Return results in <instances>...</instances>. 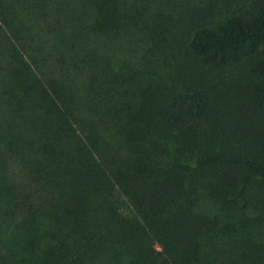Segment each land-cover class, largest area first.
<instances>
[{
    "label": "trees",
    "instance_id": "trees-1",
    "mask_svg": "<svg viewBox=\"0 0 264 264\" xmlns=\"http://www.w3.org/2000/svg\"><path fill=\"white\" fill-rule=\"evenodd\" d=\"M154 2L0 0V261L264 264V0ZM129 28L173 62L130 111ZM104 60L117 69L96 72ZM79 90L128 112L150 138L136 156L110 146ZM173 130L162 162L154 138Z\"/></svg>",
    "mask_w": 264,
    "mask_h": 264
},
{
    "label": "rangeland",
    "instance_id": "rangeland-1",
    "mask_svg": "<svg viewBox=\"0 0 264 264\" xmlns=\"http://www.w3.org/2000/svg\"><path fill=\"white\" fill-rule=\"evenodd\" d=\"M163 1L156 0V2L150 6L151 11H154V9L157 7V9L162 13L170 14V6L178 2V0ZM121 36L123 37L121 42H125L122 45V47L125 49L123 50V54L121 56L126 63V65H123L121 69L124 72L123 75L126 77V80L125 82L119 84V93L121 98L118 100L124 101L129 107L128 111H130L131 109H134V107L137 108V101L140 98L141 92L149 88V86H147V79L152 77L153 83H156L159 78L163 77V79H165L166 72L169 71L173 62L166 57V53L165 56H163L164 52L159 51L158 54H154L152 51H150V43H147L144 37L137 31H134L133 28H129L126 33L122 34ZM107 65L110 67L112 66L108 64L107 60L98 61V69L96 72H98V70L101 71L104 66ZM111 69L116 70L117 67L112 66ZM223 77H229L230 79L232 78V76H229V73H224ZM78 94H84V96H86L88 105L93 110V114L89 116L91 118L92 124L96 125L100 134L106 138L110 146L118 149L119 155L134 157L136 156L134 152L137 151L134 148L141 145V140H150L148 136L142 135L138 131H136L138 134H135L132 131L133 124H128L129 129L127 128L125 122L127 121L129 123L130 121L128 112L125 119L123 112L126 111H113L108 108L104 102L91 100L88 92L85 93L79 90ZM92 102L94 104H91ZM214 109L218 108L214 107ZM122 113L124 117L121 116ZM138 124H140L139 128L147 129L148 132L151 133L150 127L148 128L145 126V124H147L146 121L139 122ZM128 130L134 133V139L127 138L126 132ZM178 134H180V132L173 130L167 134V138H164L161 135L158 137L155 136L154 140L161 143V146H163L165 151H162L163 154L158 151H153L151 155H157V158L160 161L167 163V161L172 158V154L174 153L173 150L179 147L178 141L176 140V136H178ZM147 148H150V146L147 145ZM185 164L189 165V162ZM256 227L257 230L255 231L256 233H259L261 237V234H264V220L261 224L256 225ZM1 253H5L7 256L2 261H0V264H13L10 260V254L8 252L2 251ZM15 257L17 258L18 256Z\"/></svg>",
    "mask_w": 264,
    "mask_h": 264
}]
</instances>
